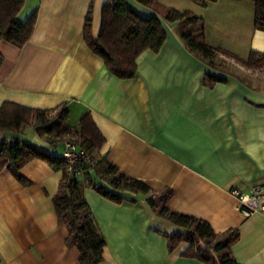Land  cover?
I'll return each instance as SVG.
<instances>
[{
  "label": "crops",
  "instance_id": "obj_1",
  "mask_svg": "<svg viewBox=\"0 0 264 264\" xmlns=\"http://www.w3.org/2000/svg\"><path fill=\"white\" fill-rule=\"evenodd\" d=\"M124 1L139 16L159 19L166 33L159 52L146 50L137 58L135 78L109 74L84 41L89 7L96 37L109 0H25L18 19L23 14L25 22L36 11V24L21 48L0 41V106L52 110L66 103L72 130L89 114L105 139L100 154L155 191L151 200L171 193L170 211L203 220L215 233L237 229L239 240L231 247L236 262L264 264V213L244 218L232 195L264 185V69H247L224 56L245 61L251 51L264 53L253 7L246 0H217L206 7L157 0L203 19L205 42L226 61V74L186 49L177 22L135 0ZM205 75L224 81L203 84ZM30 130L31 146L57 154ZM11 137L17 136L0 133V139ZM19 174L27 186L8 170L0 172V264H79L77 249L65 246L68 231L53 207L61 172L35 159ZM83 195L105 240L101 264H202L183 256L186 242L169 253L166 236L188 231L158 217L148 196L126 193V201L116 204L90 188Z\"/></svg>",
  "mask_w": 264,
  "mask_h": 264
},
{
  "label": "trees",
  "instance_id": "obj_2",
  "mask_svg": "<svg viewBox=\"0 0 264 264\" xmlns=\"http://www.w3.org/2000/svg\"><path fill=\"white\" fill-rule=\"evenodd\" d=\"M135 1L152 10L161 19L170 23L177 22L176 31L186 49L209 68L229 74L226 61L205 42L203 19L190 12L165 8L157 0ZM216 1L192 0L201 7ZM247 1L254 7L253 28L264 32V0ZM24 3L25 0H0V41L17 48L29 41L36 24V11L25 22L19 21L18 15ZM92 17L91 5L84 22V41L91 53L103 61L107 72L120 80L135 78L137 58L146 50L159 52L166 39L159 19L139 16L124 0H109L102 6L100 29L96 37L92 34ZM224 56L233 58L247 69H264V53L251 51L245 61L227 53ZM3 60L0 54V68ZM223 81L211 75L203 78V84ZM68 120L66 103L52 110L3 103L0 106V133L18 138L0 139V172L8 170L23 186H27L28 182L19 174V170L31 160H41L53 170L61 172L53 207L58 222L65 225L68 231L65 246L77 249L80 254L79 264H101L105 247V240L83 195L86 188L116 204L126 201V193L148 196L147 202L158 217L188 231L186 235L166 236L169 253L186 242L189 247L183 253L185 257L197 259L202 264H238L231 252V247L239 240L237 229L215 233L203 220L170 211L166 204L171 193L162 196L159 201L151 200L155 191L141 181L127 178L105 155L100 154L105 139L89 114L80 118L76 130L69 127ZM25 128H32L53 150L62 146L64 141L73 142L96 161V169L91 172L87 166L79 165L69 173L67 163L61 156L44 153L20 139Z\"/></svg>",
  "mask_w": 264,
  "mask_h": 264
},
{
  "label": "built area",
  "instance_id": "obj_3",
  "mask_svg": "<svg viewBox=\"0 0 264 264\" xmlns=\"http://www.w3.org/2000/svg\"><path fill=\"white\" fill-rule=\"evenodd\" d=\"M61 158L67 163V171L71 173L77 166L85 165L91 172L96 169V161L71 141L62 143ZM237 200V211L249 218L255 213H264V185H255L246 192L232 191Z\"/></svg>",
  "mask_w": 264,
  "mask_h": 264
},
{
  "label": "rangeland",
  "instance_id": "obj_4",
  "mask_svg": "<svg viewBox=\"0 0 264 264\" xmlns=\"http://www.w3.org/2000/svg\"><path fill=\"white\" fill-rule=\"evenodd\" d=\"M247 1V0H246ZM246 3H248V5L250 6V7H253V4L251 3V2H249V1H247ZM253 12H254V7H253ZM23 20V14H20V16H19V21H22ZM231 69V68H230ZM262 82H264V80H262ZM30 129H32V128H25V130L23 131V133L20 135V139H22V140H24V141H26V142H28V134L29 133H31V130ZM32 131H34V130H32ZM62 151H63V148H62V146L60 145L57 149H56V155L58 156V155H60V154H62Z\"/></svg>",
  "mask_w": 264,
  "mask_h": 264
}]
</instances>
